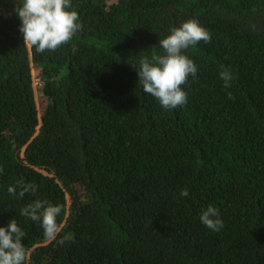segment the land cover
<instances>
[{
  "label": "trees",
  "instance_id": "obj_1",
  "mask_svg": "<svg viewBox=\"0 0 264 264\" xmlns=\"http://www.w3.org/2000/svg\"><path fill=\"white\" fill-rule=\"evenodd\" d=\"M15 4L0 0V227L25 232V264H264V0H71L81 30L44 53ZM188 19L211 40L184 51L197 74L168 110L133 64ZM21 178L34 194L8 192ZM36 199L62 207L57 240L74 242L20 215ZM209 205L219 231L200 221Z\"/></svg>",
  "mask_w": 264,
  "mask_h": 264
},
{
  "label": "clouds",
  "instance_id": "obj_2",
  "mask_svg": "<svg viewBox=\"0 0 264 264\" xmlns=\"http://www.w3.org/2000/svg\"><path fill=\"white\" fill-rule=\"evenodd\" d=\"M72 8L71 0H16L14 12L21 21L19 31L23 34L24 45L34 48L36 53L55 51L67 45L81 30L78 13ZM210 33L195 19H188L178 27H173L165 38L160 39L159 47L163 54L153 53L151 59L141 57L137 68L138 83L144 93L154 97L164 109H175L186 105L188 97L183 85L191 76L195 79L197 66L192 59L183 54L190 47L201 41L210 42ZM75 51V49H74ZM220 77L224 87L231 86L233 76L230 70L222 68ZM228 98L232 99L231 93ZM0 172L3 169L0 168ZM37 186L26 183L21 178L8 192L15 197L23 198L26 193H35ZM187 196V189L180 192ZM60 205H53L47 200L36 199L20 209V215L40 223L43 236L48 241L63 245L75 240L73 233H66L61 239L57 216L61 213ZM200 221L207 228L219 231L223 227L219 209L209 205L200 213ZM25 232L15 219L6 227H0V264H25L27 253L22 240Z\"/></svg>",
  "mask_w": 264,
  "mask_h": 264
},
{
  "label": "rangeland",
  "instance_id": "obj_3",
  "mask_svg": "<svg viewBox=\"0 0 264 264\" xmlns=\"http://www.w3.org/2000/svg\"><path fill=\"white\" fill-rule=\"evenodd\" d=\"M27 47H28V52H29V46ZM30 60H31V57H30ZM36 71H37V68L31 61V73H32L31 77H32L33 90H34V100H35L37 110L40 111L42 110V106L44 103V95L42 94V91L40 90V87H39L40 84L36 76ZM39 170L44 174H48L46 171L42 169H39ZM67 202H68V199H67Z\"/></svg>",
  "mask_w": 264,
  "mask_h": 264
}]
</instances>
